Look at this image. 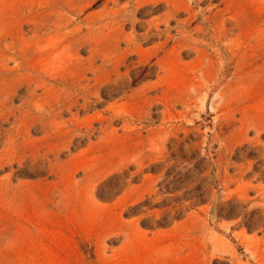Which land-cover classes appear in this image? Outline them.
<instances>
[{
    "label": "rangeland",
    "instance_id": "obj_1",
    "mask_svg": "<svg viewBox=\"0 0 264 264\" xmlns=\"http://www.w3.org/2000/svg\"><path fill=\"white\" fill-rule=\"evenodd\" d=\"M0 264H264V0H0Z\"/></svg>",
    "mask_w": 264,
    "mask_h": 264
},
{
    "label": "bare ground",
    "instance_id": "obj_2",
    "mask_svg": "<svg viewBox=\"0 0 264 264\" xmlns=\"http://www.w3.org/2000/svg\"><path fill=\"white\" fill-rule=\"evenodd\" d=\"M31 162H32V161H31ZM135 174H136V172L130 174V177L133 178V177L135 176ZM184 239L186 240V243L184 244V248L188 249V243H187L188 241H187V240H188L189 238L185 237Z\"/></svg>",
    "mask_w": 264,
    "mask_h": 264
}]
</instances>
